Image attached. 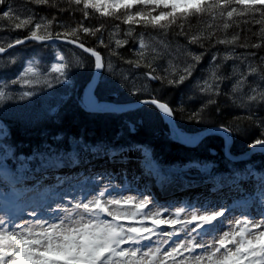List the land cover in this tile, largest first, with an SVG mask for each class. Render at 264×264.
<instances>
[{
  "label": "trees",
  "instance_id": "obj_1",
  "mask_svg": "<svg viewBox=\"0 0 264 264\" xmlns=\"http://www.w3.org/2000/svg\"><path fill=\"white\" fill-rule=\"evenodd\" d=\"M205 2L206 0L197 2V9ZM6 3L12 5L10 13L17 27L21 20H26L29 17L34 22L52 21L50 29L52 33L59 34V38L82 42L84 46L100 53L103 64L111 63L116 72H120V75L115 77L116 83L118 82L120 85L116 89L105 91L99 87L96 88L99 101L124 104L146 98L157 99L169 106L175 123L182 133L193 134L206 127H218L229 133L232 138L230 153L233 155L245 152L264 136V100L245 101L249 95H255L252 92L253 88H256L257 92L264 91V79L261 78L264 76V68L260 69V75H247L250 66L264 63L261 61V57H264V38L253 35L258 31L259 25L241 23L239 28L233 26L228 30L229 38L238 33L240 37L238 44H247L248 47L216 44L215 38L206 41L204 48L189 45L188 47L193 51L204 53L202 61L196 65L190 79L174 88H162L159 87V82H149L153 84L149 91H141L133 95L137 87L143 89L142 74L147 69H132L130 65L124 63L123 59L110 56L109 49L100 44L101 40L104 44H108L109 33L119 21H106L96 16L85 19L80 11H72L64 0H56L57 7L36 5L32 0H6ZM83 3L88 7L101 8V0H83ZM104 5L111 4L106 2ZM6 7V5L0 6V13H3ZM61 8L64 10L61 11ZM103 13L107 16V6L103 8ZM160 19H164V17ZM192 23L195 25L194 32L201 30V26L196 21ZM11 24L13 23H10L7 18L0 19V43L16 39L24 40L30 34L29 26L13 30ZM81 24L92 29L100 27L102 24L105 26L95 38L85 35L83 32L76 37L64 33L66 28ZM121 27L124 28L123 25ZM140 31L141 29H137L138 33ZM185 31L187 32L188 28H185ZM42 33H44L43 28L40 30V34ZM217 35L222 36L223 34L217 32ZM121 36H123V31ZM176 41H179L180 44L187 43L184 38H174L172 35H169L166 40L173 44ZM256 43L261 44L259 49L251 46ZM109 47H114V45H109ZM136 47L130 42L127 48L119 51L124 54V58H131L129 49L134 50ZM229 52L233 53V56H239V59L223 60V55ZM57 53L67 58L70 67L66 71L65 78H61L64 83L55 86L56 92L64 89L62 90L63 97L58 99V103L54 105L56 108L53 116L44 117L45 122H42L40 126L35 122L31 123L23 118L6 114L4 111L8 105L0 110V123L11 134L10 145L13 149H18L13 152V157L9 160L10 156L5 154L3 149L0 150V156L7 157L6 161L10 164L9 166H20L17 159L22 157L23 159L29 158L35 164L44 162L46 157H51L49 152H53L56 146L64 148L73 141L79 142L77 136L86 134L83 136L87 143L98 140L99 145L103 146H142L148 158L160 167L194 166L204 169V171L207 170L208 173L237 174L235 173L237 171L242 173L241 175L253 172L258 175V172L264 170V153L232 164L225 158L221 139L216 136L204 139L200 145L194 148L184 147L173 142L167 123L154 107L144 106L122 114H91L80 99L82 89L90 81L91 77L89 78L88 75L89 70L94 67V60L67 45L52 46L28 43L0 56V89H5L7 86L6 91L18 95L22 88L21 84L11 82L20 77V74L25 70L26 63L32 64L37 73H47ZM214 55L215 60H213ZM9 58H14L16 63H6ZM77 60L80 62H76ZM122 69L123 72L128 73L127 80L124 79ZM213 72L217 77H223V79H217L212 83V94H202L195 89L194 84L197 81L203 82L211 77ZM244 76H247V79L244 81L242 91L233 93L232 86ZM216 91L219 92V95H215ZM229 95L232 96V99H229ZM213 99L216 101L214 104L207 103ZM237 100L240 101L239 104L234 103ZM87 116L91 119L90 121L85 119ZM76 117L81 118V124L75 127ZM27 153L31 155H25ZM10 172L14 171L10 170ZM261 174L264 175V171Z\"/></svg>",
  "mask_w": 264,
  "mask_h": 264
},
{
  "label": "clouds",
  "instance_id": "obj_2",
  "mask_svg": "<svg viewBox=\"0 0 264 264\" xmlns=\"http://www.w3.org/2000/svg\"><path fill=\"white\" fill-rule=\"evenodd\" d=\"M32 2L36 5L57 7L56 0H51V4L48 3V0H32ZM64 2L71 7H75L77 11L82 12L85 19H88L91 14V16L103 18L106 21H119L109 33L108 44H104L103 40L100 41V44L104 48L109 49L110 56L123 59L124 63L130 65L132 69H147L142 74V79H144L143 89L137 87L133 95L141 91H149L153 85L149 82H159V87L162 88H174L190 79L196 65L202 61L204 53L193 51L188 47L189 45L204 48L206 41L215 38L216 44L248 47L249 45L247 44H238L240 39L238 33L230 38L227 36L229 29L233 26L239 28L241 23L253 26L259 25L258 31L253 33V35L264 38V3L242 5L239 0H223V2L222 0H206L197 9L194 4L178 6L171 3V0H137V3L132 6H117L116 0H112L111 5H104L103 0H101L100 9L95 7L85 9L83 0H81V4L78 7L77 0H64ZM105 6L108 8V14L107 16H102L101 14ZM178 7L181 10L178 11ZM60 10L63 11L64 9L61 8ZM161 17H164V19H160ZM5 18L10 23L15 24L10 12L0 17V19ZM156 21L159 22L157 23ZM193 21H196L201 26L200 31H193L195 27L192 23ZM31 22V17L21 20L19 27L26 28ZM122 25L124 26L123 29ZM104 26L102 24L95 29H84L81 25L73 29V32L82 31L85 35L95 38ZM42 28L44 29V33L41 35L54 39L50 31L51 21H47V23L41 26ZM185 28H188L187 32ZM137 29H141V31L138 33ZM122 31L123 36H121ZM217 32L223 35H217ZM169 35H172L174 38L182 37L187 43L180 44L179 41H176L173 44L172 42H166ZM55 38L58 39L59 34ZM130 42L137 47L134 50L129 49L131 58H124V54L119 50L127 48ZM109 45H114V47L110 48ZM251 46L259 49L261 44L256 43ZM87 51L91 50L88 49ZM97 55L103 61L100 53H97ZM57 58L58 60H62L64 56L59 54ZM215 58L214 55L213 60ZM230 59H239V56H233L231 52L223 55V60L227 61ZM261 61L264 62V57H261ZM54 68L69 70L67 63H60L53 64L47 73H37L34 69L36 72L35 76H25V72L23 71L17 80L11 82L13 84L20 83L24 88L22 92L17 95L6 91L7 86H5V89H0V110H3L9 104L27 102L37 94L63 83L64 80L61 78H65L64 72L53 71ZM111 68L112 65L110 63L109 69ZM261 68H264V63L260 65L253 64L248 68L247 75H260ZM121 72H123V69ZM112 75H120V72L112 73ZM123 75L124 79L127 80L128 73L123 72ZM261 78L264 79V76ZM217 79H223V77H217L216 73L213 72L212 76L203 82L197 81L194 87L202 94H212V83ZM246 79L247 76L242 77L240 81L232 86L231 91L233 93L241 92ZM252 92L255 95L246 97V102L257 99L264 100V91L257 92V89L253 88ZM215 95H219V92L216 91ZM229 99H232L231 95H229ZM215 102L213 99L207 103L214 104ZM234 103L239 104L240 101L237 100ZM47 179V177H44V180H38L36 184L40 186L41 192L49 191L54 184L56 186L55 191L51 194L57 197V199L46 205L28 210L26 214L29 218L16 222L12 226L11 231L9 230L11 222L8 217L3 216L0 218V225L3 226L0 227V241L6 237H13V234H15V237L51 241L53 244L57 241L63 243L65 237L70 238L69 243H79V238L91 236L97 241V247H104L109 234L119 229L125 235H118L116 237L115 243L118 247L120 241L135 239V237L114 222L106 223L100 221V217L105 214H110L113 217L120 214L132 215L133 213L142 215V211L138 206L148 208V205L152 203L147 195L143 196L142 200L138 199L135 195L124 197L123 200L125 202H131V206L125 207H121V201L101 199L104 197L106 190L104 188L105 185L100 184L101 180L104 179L108 181L107 184L110 183V177H106L103 173L95 176L97 184L101 185L99 194L91 195L83 203L76 197L74 190L64 187L63 180H53L46 183ZM224 210L226 208L223 210L216 209L210 213H201L199 216H196L195 222L197 227L219 220ZM41 211L47 215H40ZM184 212V207L175 209V214L178 218L177 222L181 225H185L193 219L192 214L183 220L179 219ZM201 217L205 219H201ZM208 217H213L214 219H206ZM219 222L225 226V230L212 235L210 239H201L200 244L196 247L207 248L208 251L190 259L186 258L188 264H220L231 253H239V257H243V261L240 264H245V262L246 264H264V216L254 218L246 215H233L230 218L225 217L224 220H220ZM167 235L171 236L172 234L168 233ZM144 238L147 239L148 237ZM136 242L138 243L139 241L137 240ZM187 243L189 248L194 250L193 241H187ZM0 245H2L0 253L5 252V247L8 249L13 247L11 243L6 246L2 243ZM154 251L156 252V249ZM144 255L147 256L148 253ZM12 259L9 257L5 260L3 256H0V264H12ZM120 264H123V261ZM156 264H159V261ZM227 264H230V261Z\"/></svg>",
  "mask_w": 264,
  "mask_h": 264
},
{
  "label": "rangeland",
  "instance_id": "obj_3",
  "mask_svg": "<svg viewBox=\"0 0 264 264\" xmlns=\"http://www.w3.org/2000/svg\"><path fill=\"white\" fill-rule=\"evenodd\" d=\"M126 1L127 0H116L117 6H131L132 4L137 3V0H134L132 3H127ZM196 1L171 0V3H174L178 6H182L185 4H194L197 7V3H195ZM103 2H108L112 4V0H103ZM241 3H264V0H242ZM177 10L179 11L181 10V8L178 7ZM59 62L60 61L56 56L54 62L50 66V69L53 64H57ZM27 66L28 64H26L25 68ZM112 73H117L114 67L109 69V65L104 64V66L100 70V82L98 84L99 88L105 91H111L114 87L113 85L117 86L118 82L116 83L115 79L117 75H112ZM29 76H32V74H29ZM63 83H60V85H62ZM23 90L24 88L22 87L20 92H22ZM62 90L60 92H56L55 87L52 89H48L47 91L37 94L35 97L31 98L27 102L8 105L4 112H6V114L13 115L18 118H23L24 120L31 121V123H33L35 122L36 118L43 119L44 117L51 114V111L56 108L54 107V105L58 103V99H61L63 97ZM32 118H34V120ZM10 136V132L7 131V129L4 128L3 125L0 124V150L3 149L6 152L5 154H8V156H10L8 160L13 157V152L18 150L17 148L13 149L11 147ZM71 146V148L80 147V145L77 144H72ZM137 149L140 153V160L142 159L145 160V162H151V160H149L143 155L140 148ZM27 155L30 154L27 153ZM67 158L64 160L63 165H65V163L67 162ZM24 160L27 161V159H23V157L18 158L17 163L20 162L22 164ZM48 161H45L43 165L41 164L42 166H40L36 171L31 173V180H33V177L35 176L36 172H41V174L37 173L39 175L37 176V180L35 179V182H37L38 180H44V170L52 169L51 167H55L53 165H45V163H47ZM50 161L53 162L54 165H56L54 160ZM184 169L185 171L179 173L171 172L168 178L169 180L167 179L165 181L169 183L181 182L188 184L193 182L211 183L213 181V183H215L214 186L223 187V189L235 188L237 186V192L236 194H227L228 198L226 200L200 199L197 201H193V199L191 200L192 197L190 196H188L189 198L187 197L186 200H167L164 197H162L161 200H158L155 199L150 193L148 194L146 190L148 181L144 180V192H141V194H134L131 191L130 194H127L135 195L138 199L141 200L145 195L150 198L152 203L148 205V208L144 209L143 206H138L142 211V215L138 213H133L132 215L120 214L115 215L113 217L110 214H105L100 217V221L102 222L116 223L120 226V228L125 229L129 234L135 237V239L122 240L120 241L119 246L117 247L115 243L116 237L118 235H125L124 232H120L119 229H117L116 231L109 234L108 240L104 247H97V241L94 240L91 236L79 238L83 239L84 241L83 250H81L80 246H72L71 243H69L68 246H65L63 251H56L54 249L53 251H50L47 254H43L42 249L48 246L49 241H40L39 245L36 248H34L33 244L30 242L28 245H26V247L29 248L30 251L33 253L34 258L43 260L44 264H76L77 262H80V264H94V259H96L98 250H102L103 248L108 247L111 248V253L119 256L118 259L124 260L123 264H156V262L158 261V257L161 253L167 255V252H165L164 249L169 244L174 245L177 243L178 240L182 241L184 239V235L183 233H181L183 225L179 223L178 226H172L173 224L178 223V218L175 214V209L178 207L185 208V212L181 215L183 219L189 217L193 213L199 215L201 213L207 214L216 209L223 210L226 208V210L223 211V215L219 218V220L204 224L200 227H197L196 225L194 234L199 240L210 239L212 235L218 234L225 230V226L219 222L220 220H224L225 217L230 218L233 215H246L249 217L259 218L260 216H264V175L261 174L264 170L262 172H258V175H255L253 173L240 175L242 173L236 171V176L217 175L210 178H205L203 174L199 173V170L197 168L188 167ZM161 178L162 176L159 177V179ZM23 181L24 180L21 179H19L18 181H14L12 179L11 181H7L3 178V172L2 170H0V218H2L3 216L8 217L9 221L11 222L9 229H11L16 222L22 219L29 218L26 214L28 210L39 207L41 205H46L52 202L54 199H57V197L51 194L54 193L56 186L52 185L49 191L41 192L40 186L37 184L34 185V183L29 186L28 189H23V191L20 193V197H23L25 194V198H17L11 192L20 183L23 186ZM238 182L242 183H240V185L238 186ZM22 186L20 188H23ZM126 186L129 187L131 185L126 184ZM104 188L106 189V187ZM67 189L74 190L76 197L79 198L81 203H83V201L88 199L91 195H98L99 190H101V185L94 182H85L84 184L70 186ZM110 191V189H106L105 195L101 199H115L121 201V207L131 206L130 201L125 202L123 200L125 196L124 194L119 193L120 191L118 184L115 185L114 189H112V191L115 192L111 191L112 193H110ZM25 201L26 204L21 206L20 203H24ZM233 204L235 206L234 208L232 207ZM11 205L14 206L11 207ZM20 206L22 207L20 211H16V208ZM152 208L154 209L153 212L150 211ZM231 208L233 209L227 215H225L226 212ZM15 215L17 217L14 220H11L12 216ZM40 215H46V213L41 211ZM181 216L179 217V219H181ZM115 220H121L124 223L116 222ZM159 220H164L168 223L165 225H161L157 223V221ZM135 222H139L142 224H136ZM158 226L160 227L159 229L156 228ZM146 232H149L150 234L143 236ZM168 233H171L172 235L169 236L167 235ZM176 233L179 234L176 235ZM197 233H199V235H197ZM144 237L148 238L145 239ZM137 240L139 241L138 243L136 242ZM128 242H131L133 246L130 244H126ZM60 243V241H57L55 244ZM0 247H2V245H0ZM157 248L161 249L159 253L154 251ZM170 250L171 249H169V251ZM145 253H148V255L145 256ZM49 256H53L59 261L52 263V261L50 262V260H48ZM241 261H243V257L231 260L230 264H240ZM23 264H33V260L26 259L24 260Z\"/></svg>",
  "mask_w": 264,
  "mask_h": 264
},
{
  "label": "bare ground",
  "instance_id": "obj_4",
  "mask_svg": "<svg viewBox=\"0 0 264 264\" xmlns=\"http://www.w3.org/2000/svg\"><path fill=\"white\" fill-rule=\"evenodd\" d=\"M133 1L134 0H127L126 2L132 3ZM199 1L200 0H197L195 3L197 2L199 3ZM241 1L242 0H239V2ZM54 39H57V38H54ZM58 39L68 40V41L73 42L74 44H79V42L77 41L66 39V38H58ZM29 43H33V42H29ZM26 44H23V45H26ZM23 45H20V46H23ZM65 45L73 47L72 45H69V44H65ZM17 47H14L13 49ZM91 58L94 60V67L93 69L91 68V70H89L88 77L89 78L91 77L89 82H93L97 78L96 86H98L100 82V71L98 72V69L96 67V60L93 57ZM76 62H80V60H77ZM26 64L29 65V63H26ZM113 86H114L113 88L116 89V87L120 85L117 84V86L116 85H113ZM96 94L97 93L95 90L94 95L97 98ZM146 99L151 100L154 103L161 104L170 110L167 104L157 99H152V98H146ZM146 99H142V100H146ZM80 100H81V103H83L82 98ZM100 102H103V101H100ZM148 106L152 108L154 107L163 119H167L166 113L162 109H159L151 105H148ZM54 112L55 111L52 110L51 114L46 117L47 118L52 117ZM90 113L98 114L94 112H90ZM89 117L91 118L92 116L90 115ZM89 117L87 116L85 119L90 121L91 119ZM32 119L34 120V118ZM80 119H81L80 117H76L77 124L75 125V127L81 124ZM42 122H45V120L41 118L35 119V123L39 124L40 126ZM213 128L215 127H206L199 131H204V130L213 129ZM83 135H86V134H79L77 136L79 142L73 141L74 145L75 144L80 145V147L82 148L80 147L70 148L69 156L67 158V162L65 163V165H62L54 169L44 170V173H45L44 177L48 178L47 181H45L46 183L51 182L53 180H57V181L63 180L65 188H68L70 186L79 185V184H84L85 182L86 183H92V182L97 183L95 176L97 174L103 173L106 177H110V183L107 184L108 181L102 179L100 184L105 185L104 187H106V189H110L111 191L112 189L115 188V185L118 184L119 191H120L119 193L124 194L125 197L129 196L127 194H130L131 191L134 194H141V192H144V188H143L144 180L148 181L147 189H146L148 194L150 193L155 199H158V200H161L162 197L166 198L167 200H174V199L186 200L188 196L192 197L191 200L193 199V201H197L200 199L226 200L228 198L227 194L229 193L236 194L237 192V189L235 188L223 189V188L214 186L215 183H213V181L211 183L193 182V183L188 184V183H181V182H172V183L170 182L169 183V182H166L165 181L166 179H163V178L162 179H159L157 177L153 178L151 174L147 172L146 165L140 160V157H139L140 153L138 149L133 148V147H127V148L118 149L115 151L109 150L108 148L100 149V148H97V146L99 145L98 140L96 141L92 140L87 143L85 140V136ZM208 137H211V136H207L204 139ZM216 137L221 139V142L223 145L224 140L219 136H216ZM201 142L198 145H200ZM1 159L7 160V157L4 156V157H1ZM37 173L41 174V172H36L35 176L33 177V180L25 181L22 183L23 186L22 185L18 186L19 190L23 191V189L24 190L27 189V187L31 186L33 183L35 185L36 184L35 179L37 180V176L39 175ZM141 173H143V175H141ZM126 184H129L131 186L127 187ZM21 186L23 188H20ZM53 186L55 185L53 184ZM111 191L110 193L115 192V191H112V192ZM22 198H25V194L23 197H20V199ZM25 204H26V201L23 203V205ZM18 208H16L17 209L16 211H20L22 207L20 206ZM231 210L232 209L228 210L225 215H227ZM150 211L153 212L154 209L152 208ZM16 217H17L16 215L12 216L11 220H14ZM119 222H122V221L120 220ZM126 244L132 245L130 242ZM38 245L39 244H33V247L36 248ZM99 256H108L111 264H120L121 261H124L123 259L122 260L118 259L119 256L111 253V250H108L104 255H98L97 258L94 259V264H98ZM166 258H167V255L161 253L158 257L159 263L161 264V262ZM48 260H50V262L52 261V263L59 261L53 256H49Z\"/></svg>",
  "mask_w": 264,
  "mask_h": 264
},
{
  "label": "snow or ice",
  "instance_id": "obj_5",
  "mask_svg": "<svg viewBox=\"0 0 264 264\" xmlns=\"http://www.w3.org/2000/svg\"><path fill=\"white\" fill-rule=\"evenodd\" d=\"M48 3L51 4V0H48ZM81 4V0H77V7ZM7 6L6 10L3 13H0V17L5 16L6 13H9L12 11V5L10 3H6V0H0V6ZM68 5V4H67ZM69 6V5H68ZM83 6L85 9H88L90 7L86 6L83 3ZM69 8L72 11H77L75 7H71L69 6ZM82 13V12H81ZM82 15L84 16V14L82 13ZM102 16L104 15V13L101 14ZM91 17V14L89 15V18ZM157 23L159 21H156ZM45 23H47V21L41 20L38 22H34V20L32 19L31 24L29 25V35L27 37V39H31L34 41H38V42H45V41H51V40H55V39H49L47 36L45 35H41L40 34V30H41V26L44 25ZM52 24V21H51ZM82 27L84 29L89 28L86 25L81 24ZM79 25V26H81ZM11 27L13 30H20V29H24L21 27H17L15 24H11ZM78 28V26L76 27H68L65 29L64 33L71 35L72 37H76L77 35H79L82 31L80 32H73V29ZM98 28V27H94L93 29ZM51 29V28H50ZM51 31V30H50ZM100 31H102V28L100 29ZM51 35L53 37L57 36V33H52ZM25 41L22 39H16L15 41H11V42H7V43H0V54L5 53L9 48L18 46L22 43H24ZM79 46H82L81 49L84 52H88V48L84 46V44L82 42H79ZM92 55H96L95 51H93L91 53ZM56 55H59V53H57ZM2 56V55H0ZM100 56L96 55V67L99 68L100 67ZM60 63H67L68 66L70 67V63L67 61V58H63L62 60H59ZM6 63H16V60L14 58H9ZM78 64V63H77ZM53 71H62L64 72V75L66 76V70L64 69H58V68H54ZM25 76H28L29 74H32L33 76L36 75V72L34 71V67L32 66V64H29L25 70ZM161 109L165 112L168 113L169 115H171L169 109L167 107H164L163 105L160 106ZM256 146L259 147H264V136H262L260 139H258V141L256 142ZM199 214L193 213V219L190 220L189 222H187L185 225L182 226V232L184 235V239L182 241H177L176 244H169L164 251L167 252V258L164 259L161 264H181V262H183V264H188V260L186 258H192V257H196L197 255L208 251L207 248H201V247H196L197 245L200 244V240L195 238L193 240L194 237H196V235L194 234V229L196 228V222H195V217L198 216ZM201 219H205L203 217H201ZM206 219H214L213 217H208ZM181 220H183V217L181 216ZM157 223L161 224V225H165L168 222L164 221V220H159L157 221ZM179 223L173 224L172 226L178 225ZM0 227H3L2 225H0ZM11 231V229H9ZM175 230V229H174ZM189 233H191V235H189ZM179 233H176V235H178ZM86 237V236H85ZM69 239L68 237L64 238V242L60 243V244H53L51 241H49V244L47 247H44L42 249L43 254H47L50 251H53L54 249L56 251H63V249L65 248V246H68L69 244ZM187 241H193V248L194 250H192L191 248H189ZM32 244H39L40 241L39 240H29L27 238H20V237H15V234H13V237H6L3 238L2 241H0V243H2L4 246H6L7 244L11 243L13 245V247L11 249H8L5 247V252L0 253V256H3L5 260H7L9 257L13 258L12 259V264H23L24 260L26 259H32L33 260V264H44V261L38 258H34L33 253L30 251L29 248L26 247V245H28L29 243ZM97 243V242H96ZM223 243V242H221ZM251 243V242H250ZM72 246H80L79 243H75L72 242L71 243ZM169 249H171L169 251ZM161 251V249L157 248L156 252L159 253ZM124 254V253H122ZM239 258V253H231L229 254L227 257H225L224 261H221L220 264H227L228 261H231L233 259H237ZM98 264H111L110 259L108 258V256H99L98 259Z\"/></svg>",
  "mask_w": 264,
  "mask_h": 264
},
{
  "label": "water",
  "instance_id": "obj_6",
  "mask_svg": "<svg viewBox=\"0 0 264 264\" xmlns=\"http://www.w3.org/2000/svg\"><path fill=\"white\" fill-rule=\"evenodd\" d=\"M24 41L25 42L20 44V45H23V44H26L29 42H35V43H40V44H44V45H46V44H49V45L69 44V45H72L74 48H77L78 50L84 52L81 49V47L79 46V44H74L71 41L63 40V39H55V40H51V41L38 42V41H34V40L26 38V39H24ZM20 45H18V46H20ZM15 47H17V46H15ZM13 48L14 47L9 48L5 53L0 54V55L6 54L7 52L12 50ZM92 52L93 51L91 50V51L84 52V53L90 55L91 57H93L96 60L97 53H96V55H92L91 54ZM96 63H97V61H96ZM101 68H102V61L100 60V67L97 68L98 72L101 70ZM96 84H97V78L95 81L90 82L82 93V100L85 103L87 110L90 112H94V113H98V114H102V113L121 114L124 112L136 110L139 107H143V106H147V105L155 106V107L161 109V107H160L161 104L154 103L148 99L140 100V101H136V102H131V103H125V104L100 102L97 100V98L94 95ZM141 101H143V103H141ZM170 113H171V111H170ZM166 117H167L168 124L172 130V140L175 143L182 145L184 147H195L207 136H219L224 140V152H225L226 157L233 162L248 158V157H250L254 154H257L259 152H264V147H259V146H256V144H255V145L251 146L243 154L238 155V156H231L229 151H230V147H231L232 142H231L229 136H227L225 133L221 132L218 128L199 131V132H196V133L190 135L189 137H184L179 132V130L175 124V121L173 119L172 113H171V115L166 113Z\"/></svg>",
  "mask_w": 264,
  "mask_h": 264
}]
</instances>
